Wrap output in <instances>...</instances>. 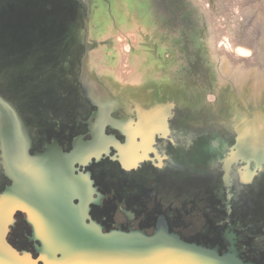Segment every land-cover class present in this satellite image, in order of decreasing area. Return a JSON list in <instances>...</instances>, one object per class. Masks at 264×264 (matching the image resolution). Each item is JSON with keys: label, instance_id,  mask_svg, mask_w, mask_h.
Listing matches in <instances>:
<instances>
[{"label": "flooded vegetation", "instance_id": "af4514ba", "mask_svg": "<svg viewBox=\"0 0 264 264\" xmlns=\"http://www.w3.org/2000/svg\"><path fill=\"white\" fill-rule=\"evenodd\" d=\"M2 1L0 96H7L9 84L21 87L39 78L19 76L37 53H77L81 47L71 46L70 31L63 23L47 37L35 27L23 26L22 5L38 0H9L14 8L7 15H2ZM54 1L47 6L51 14L64 9L55 10ZM85 58L76 82L93 110L85 114L75 105L51 111L45 118L51 124L36 126V136L31 144L28 141V157L23 162L18 158L21 166L29 163L25 170L32 169L37 208L33 216L17 211L9 218L12 229L19 230L16 239L27 242L33 258L46 264L38 250L42 247L38 231L33 228L31 234L30 224H50L47 220L53 211L73 214L74 208L82 216L85 208L86 222L102 225L105 232L140 231L154 236L163 230L168 234L163 240L175 245V250L176 239L194 245L197 264H264L263 137L245 129L237 145L236 134L217 125L216 115L218 123L211 127L191 121L196 127L188 125L183 136L179 126H170L161 107L138 110L133 119L114 114L113 101L98 94L84 71ZM14 100L27 122L43 110L35 107L33 92L16 94ZM31 100L34 107L27 105ZM0 118L4 124L1 112ZM7 143V133L0 130V199L15 186L17 176L25 175L23 167L13 165L8 157L14 144Z\"/></svg>", "mask_w": 264, "mask_h": 264}, {"label": "rangeland", "instance_id": "374dc122", "mask_svg": "<svg viewBox=\"0 0 264 264\" xmlns=\"http://www.w3.org/2000/svg\"><path fill=\"white\" fill-rule=\"evenodd\" d=\"M3 1L2 15H7L14 5ZM50 2L23 4V26L35 27L47 37L63 23L70 31L71 46L81 47V52L37 53L19 76L39 78L23 84L28 85L26 90L13 83L10 92L4 88L9 95L0 97L20 115L16 94L33 92L35 107L43 108L29 122L21 116L30 144L36 126L51 124L45 119L51 111L75 105L85 114L93 110L76 82L83 56L84 71L98 94L113 101L114 114L133 119L138 110L161 107L170 126H179L183 136L191 121L206 127L219 122L236 134L237 145L245 129L264 142V0H70L67 4L55 0L54 9H64L54 14L47 9ZM31 104L32 100L27 105ZM24 108L28 109L25 104ZM1 122L5 134L7 127ZM12 222L7 242L33 257L31 246L16 239L19 230L12 229Z\"/></svg>", "mask_w": 264, "mask_h": 264}, {"label": "water", "instance_id": "95a60500", "mask_svg": "<svg viewBox=\"0 0 264 264\" xmlns=\"http://www.w3.org/2000/svg\"><path fill=\"white\" fill-rule=\"evenodd\" d=\"M0 112L8 131L6 132L7 144L9 146L19 144V148L23 151L22 157H24L28 152L27 146L29 144L23 118L15 106L4 101L1 97ZM8 192L9 190L0 199V214L1 217L8 215L6 221L19 209L27 213V210L16 205L13 206V209H8L12 206L10 199L16 200L14 196L10 197ZM78 212L73 208L70 213H73L74 216L66 220L67 224H59V228L54 224H45L49 227L50 236L46 240L41 236L40 241L38 240L42 245L38 249L39 253H46L55 261L60 260L58 259L59 255L67 256L69 258L66 260L68 264H197L193 257L197 248L176 239V246L179 247V250H175V245L163 240V237H168V234L163 230L154 236H148L140 231L129 233L123 231L104 232L100 224H88L86 222L85 208H82V216ZM76 221L77 223H75ZM5 226L4 234L9 228L8 222ZM34 239L37 240L35 237ZM2 243L7 249L8 256L11 257V260H8L9 263L17 264L13 259L14 257L22 259L25 264H38L31 254L27 252L20 254L16 251L7 242L5 235Z\"/></svg>", "mask_w": 264, "mask_h": 264}, {"label": "bare ground", "instance_id": "6f19581e", "mask_svg": "<svg viewBox=\"0 0 264 264\" xmlns=\"http://www.w3.org/2000/svg\"><path fill=\"white\" fill-rule=\"evenodd\" d=\"M8 157L11 158V162L12 164L14 165V163L18 166V167H23V174L25 175H20V176H17V178L15 179V186L9 190V192L7 193L8 195L10 194V197L14 196L16 198V200L14 198H11L10 201L12 203V206H10L8 209H13L14 205H16L17 207H22L24 208L25 210L28 211V213L33 216L34 215V212H35V209L37 208H34V190H36V186L34 185V176L31 174L32 173V169H26V167L29 166V163L27 164H22V166L20 164H18V158H22V162H23V159H26L28 156L27 154L24 155V157H22L23 155V151L22 149L19 148V145L17 144H14V146L10 147L8 149ZM30 168V166H29ZM13 175H16V173H14ZM10 203V204H11ZM62 211V210H61ZM1 215V214H0ZM38 216V214H36ZM49 215H51L50 217L51 218H48L47 221H51L50 224H54L57 226V228H59V224H67L66 220L69 218V217H73L74 214H69V213H62V212H50ZM48 215V216H49ZM54 217H53V216ZM7 216H2L0 218H2V220L5 222V223H2L0 224V264H11L8 262V260L10 261L11 260V257L8 256L7 252H6V247L3 245L2 243V240L4 238V230H5V224H6V219H7ZM76 216V215H75ZM12 222V221H11ZM77 223V221L75 222ZM34 225V224H33ZM79 225V224H77ZM35 230L38 231V235L41 239V236L46 240L47 237L50 236V231H49V227L45 226V224H35L34 226ZM44 233V234H43ZM45 236V237H44ZM45 255V263L46 264H68L66 262V260L69 258L66 256H63L60 258V260L58 261H55L51 258L50 255L44 253ZM15 259L16 263L17 264H25L23 262L22 259H17V258H14Z\"/></svg>", "mask_w": 264, "mask_h": 264}]
</instances>
